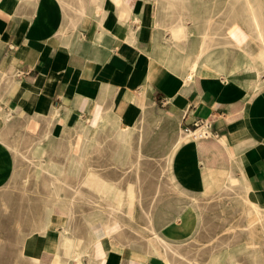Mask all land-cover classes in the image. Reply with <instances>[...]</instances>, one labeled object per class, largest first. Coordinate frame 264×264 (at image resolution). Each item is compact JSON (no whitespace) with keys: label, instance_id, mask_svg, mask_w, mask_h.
<instances>
[{"label":"crops","instance_id":"crops-1","mask_svg":"<svg viewBox=\"0 0 264 264\" xmlns=\"http://www.w3.org/2000/svg\"><path fill=\"white\" fill-rule=\"evenodd\" d=\"M250 1L254 6L264 2ZM249 4L247 0H0V112L10 110L13 117L8 128L0 131L15 133L23 111L25 117L42 119L40 130L50 134L53 149H63L69 135L84 134L86 151L89 139L98 141L92 134L104 128L118 129L111 132H117L119 141L125 140L133 130L125 119L141 101L142 123L134 127L140 150L138 138L145 134L149 111L146 104H157L181 124L207 119L218 132L184 148L176 168L182 186L197 188L202 176L226 179L231 172L264 206V41L245 8ZM81 7H86L85 12ZM181 21L187 30L180 29ZM194 22L205 24L200 29ZM212 22L221 23V33L215 36L220 41L215 44ZM233 24V34L228 35ZM208 26L204 55L211 56L191 72L203 28ZM262 28L264 34V24ZM105 121L116 125L103 126ZM80 140L72 155L65 154L69 163L51 158L48 164L61 184L68 183L66 173L78 178L82 164L90 165L76 152ZM88 171L78 186L69 185L83 189L85 196L90 191L107 194L88 185ZM103 175L118 181L116 176ZM92 176L93 181H110L100 173ZM53 187V196L60 195L61 190ZM126 188L127 184L122 189ZM108 196L129 214L123 203ZM177 210L175 200L159 206V225L173 219ZM91 212L85 210L77 218L78 231L75 222H67L62 207L48 205L44 234L28 236L31 261L165 264L157 246L154 254L146 246L133 248L121 219L106 226L105 218L84 217ZM49 244L55 249L51 256Z\"/></svg>","mask_w":264,"mask_h":264},{"label":"rangeland","instance_id":"rangeland-1","mask_svg":"<svg viewBox=\"0 0 264 264\" xmlns=\"http://www.w3.org/2000/svg\"><path fill=\"white\" fill-rule=\"evenodd\" d=\"M247 2L250 4L245 8L246 10L248 9L250 15L249 6L252 5V2L250 0H247ZM260 7H262L261 17L264 20V2H262ZM196 9H199V7H196ZM195 24L201 29L205 22H196ZM211 24L213 26V42L215 44V41H220V38L215 39V36H219L221 33V23L212 22L209 23V26ZM235 25L233 24L228 28V35L233 34L232 29ZM208 56L211 55H205L202 58L205 59ZM142 104L143 102L140 101L136 108L132 110V115L125 119L127 123L133 126L132 132L127 134L125 140L119 141L116 137L117 132H111L118 129L109 130L104 128L102 133L92 134L97 137L98 141L94 140V138L89 139L86 152L82 158L83 163L87 162L90 165L82 164L78 178L68 173L65 175L68 183L78 186L84 174L89 170V175L87 176L89 178L88 185L106 192L113 201L123 203L122 207L126 209L130 216L122 213L109 214L102 203H97L96 206H93L86 201L85 195L77 194L65 187L61 189L60 195L62 199L67 201L74 199V220L78 231L77 218L82 216V212L85 210H91L92 212L84 217L105 218L104 223L106 226L111 221L121 219L125 227L123 231L132 239L133 248H143L145 244L150 242L157 246L160 255L165 259V264H168L165 252L161 249L156 239L149 236L147 232L148 220L145 210L152 209L150 211L154 216L155 225L162 230H166L173 219H181L182 212L188 210L192 213L194 227L185 236L184 242L187 240L185 243L183 242L181 249L192 257L195 262L197 261L196 263L223 264V260L226 258V262L228 261L232 264H264V230L261 228V226H264V206L261 205L260 212L257 215L259 218L257 217L253 223L257 230L251 237L248 223H250L251 216H256V212H248L249 204H246L243 197L250 196L246 192L247 190L243 188L244 186L241 182L234 184L233 188L229 190L224 189L219 191L220 193L214 192L211 195H203L195 188L191 190L182 186L176 171L180 157L172 155L173 157L169 160L168 156L172 149L173 140L180 133L186 134L188 125L181 124L180 119L176 121L166 111L162 110L161 106L146 104L149 109L147 126L142 144V155L138 157L136 138L138 133L134 127L142 123V120H140V106ZM3 112L4 110L0 112V130L8 128L12 121L10 119L4 122L2 118ZM20 114L24 119H21L19 129L15 133L11 129L10 132L6 130L0 131V264H36L31 261L27 254L28 236L34 227L40 223L38 221L41 220L40 218L44 214L45 194H50L52 188L44 189L42 184L45 178L34 175L36 165L34 163L35 161L38 162L39 158L34 157L31 160L33 148L39 145L38 148L45 150L51 158H59L63 160V163H69L70 159L65 154L72 155L80 140V134L76 138V135H69L63 140V149H53L50 134L46 130H40L39 125L42 119L40 117H25L23 111H20ZM71 120L70 118L68 119L69 124ZM47 121L49 124V119ZM85 121L86 123L91 122L87 119ZM76 124H78V121ZM102 125L106 127L115 126L116 123L115 121H105ZM2 142L13 148L3 147ZM18 150L21 153H18ZM22 153L25 156H22ZM23 159L25 161H22ZM92 163H95V165ZM119 163L124 164L121 165ZM59 166L66 167V165ZM99 173L110 181H93L92 178L94 176L92 175ZM103 173L110 177L113 176V178L116 176L118 181L111 180ZM46 178L50 180L54 177L46 175ZM53 183L57 184L56 186L58 187L61 184L57 180H53ZM126 184L127 188L122 189ZM29 191L31 192L29 193ZM82 191L84 192L83 189ZM193 195L197 197L193 199ZM173 200L177 204V213L173 219L161 225V227L156 219V210L159 206L170 204ZM125 216L127 217L126 219ZM262 217L263 219H260ZM52 245H47L48 256H51L55 250L53 248L54 245ZM160 264L164 263L161 262ZM174 264L182 263L176 261Z\"/></svg>","mask_w":264,"mask_h":264},{"label":"bare ground","instance_id":"bare-ground-1","mask_svg":"<svg viewBox=\"0 0 264 264\" xmlns=\"http://www.w3.org/2000/svg\"><path fill=\"white\" fill-rule=\"evenodd\" d=\"M261 9L262 7L260 6H254V5H250L249 6V12H250V19L252 21V25L253 27L255 28V30H257L260 38L262 41L263 40V22H262V13H261ZM86 10V7H81V11L82 12H85ZM183 17L181 16L180 19H182ZM180 29L181 30H184L186 29L187 30V27L185 26L184 22H180ZM61 29V28H60ZM204 30V38L200 39V42H199V52L195 55V59L194 61H192L191 65H190V71L193 72L197 69V67L199 66L200 61L203 59L202 57L205 56L204 55V51H205V46L207 44V37H205V35H208V30H209V26L207 28H203ZM256 33V34H257ZM256 39V38H255ZM181 40H188L187 38L185 39H181ZM256 41V40H255ZM257 42V41H256ZM262 44V42H261ZM229 46V45H228ZM259 47V46H258ZM260 48V47H259ZM260 50V49H259ZM209 51V50H208ZM251 53V52H250ZM194 55V54H193ZM191 56V55H190ZM253 56V55H252ZM262 57L264 58V51L262 52ZM251 58V57H250ZM254 58V57H253ZM191 60V59H190ZM215 64V63H214ZM189 65V64H188ZM203 65V64H202ZM226 66V65H225ZM261 67V66H260ZM189 69V68H188ZM200 70V68H198ZM218 72V71H217ZM224 74V73H223ZM222 74V75H223ZM205 79V78H204ZM149 112V111H148ZM2 118H3V121L4 122H7L9 121L10 119H12V113L11 111L9 110H4L3 114H2ZM201 132V131H200ZM199 131H196L195 133L198 134L200 133ZM194 133L192 132H187L186 134H182L180 133L179 136H177L173 142H172V145H171V152L169 153V156H168V159L171 160V158L173 157L172 155H177L178 157H180V154L182 153V151L184 150V148H187V147H191V145H194L195 142L198 140V139H202L203 137H205L204 134H200V135H196L194 136L193 135ZM209 135V134H208ZM144 137H145V134L144 133H140L139 134V138H138V142L140 143V147H142V144H143V140H144ZM85 138H86V135L84 134H80V145L78 146L76 152L81 155V156H84L85 154V149H84V146H85ZM2 146L6 147V148H13L11 147L10 145L2 142ZM32 146V145H31ZM37 146L36 145L33 150H32V155H31V160L34 158V157H38L39 158V161L36 162L34 164L35 165V173L34 175H36V177H44V183L42 184V187L44 189L46 188H54L53 186L55 185L53 183V180L54 179H57V182L60 181L61 183V180H60V177H54L53 179H50L48 180L46 178V175L48 176H52L53 175V171L50 170V167L48 166V164L50 163L51 161V157L47 155V152L43 149H37ZM29 149V148H28ZM10 150V149H9ZM141 150H138V157L142 155L141 153ZM13 152V151H12ZM16 153V151H14ZM18 153H21L19 150L17 151ZM29 152V151H28ZM25 153V152H24ZM28 154V153H27ZM30 154V153H29ZM22 156H25L23 153H22ZM19 158V157H18ZM22 159V158H21ZM167 159V160H168ZM168 160V161H169ZM22 161H25L24 159ZM29 161V160H28ZM27 162V161H26ZM11 165V164H10ZM32 167H34L33 165H31ZM201 170V169H200ZM221 169L219 167L216 168V171H220ZM223 180V181H221ZM171 181V180H170ZM238 182H240V180L235 177V176H232L231 172L230 174H228V176L226 177V179H220V177L218 175L214 176V177H211L209 179H206L202 176V181L200 182V185L195 188L198 192H200L201 194L203 195H211L212 193L214 192H219V191H222L224 189H230V188H233V185L234 184H237ZM176 183V182H175ZM57 185V184H56ZM58 186H56L55 188L58 189V190H61L63 188H71V189H75V188H78L76 190H78V192L81 190L80 187H71L69 185V183H63V184H60V186L57 188ZM248 188V187H246ZM43 189V190H44ZM241 189V188H240ZM35 190V189H33ZM192 190V189H191ZM246 190V189H245ZM31 191H29L30 193ZM37 192V191H35ZM85 192V191H84ZM84 192L81 190L79 193L77 194H84ZM247 192V191H246ZM28 193V192H27ZM47 193V191H46ZM93 193H96L97 197L95 198ZM220 193V192H219ZM25 194V193H24ZM41 194V193H40ZM37 195V194H36ZM44 195V194H43ZM46 197L44 199V210L46 209V207L48 205H53L54 207L56 205L62 207L66 212H67V217H66V220L69 224H72L74 223L75 221L72 220V218H74V199L72 200H64L60 197L59 194H55V196H53L52 193H47L45 194ZM89 196H86V201L91 204V205H95L97 203H102L104 205V208L108 210V213L109 214H116V213H122L125 215V213L123 212V209L120 208L119 206H115V204L113 202H110L111 199L110 197L108 196V194H104L103 196H100L98 194V192H93V191H90V193L88 194ZM242 195V194H241ZM193 199H195L196 197L193 195L192 196ZM185 198V197H184ZM243 198H245L244 200L246 201V204L248 203L249 204V213H251L252 211H255L256 212V216L253 215L251 216L250 218V223H248V225L250 226V229H249V232L251 234V237H253V235L255 234V230L256 229V226L254 223L255 219H257V215L259 214L260 212V208H261V205L258 204L256 201H254L253 199H251L250 197H246L244 196ZM43 199V197H42ZM68 199V198H67ZM180 199V198H179ZM188 199V198H187ZM139 200V199H138ZM178 200V199H177ZM186 200V199H185ZM184 200V201H185ZM101 201V202H100ZM154 201V200H153ZM187 201V200H186ZM192 201V200H191ZM196 201V200H195ZM156 202V201H154ZM181 202V201H180ZM187 203V202H186ZM198 203V202H196ZM191 204V203H190ZM199 204V203H198ZM195 205V204H194ZM140 206V205H139ZM180 206V205H178ZM183 206V205H182ZM186 206V205H185ZM245 206V205H244ZM153 207V206H152ZM197 207V206H196ZM246 207V206H245ZM180 208V207H179ZM182 208V207H181ZM263 208V207H262ZM195 209V208H194ZM198 209V208H197ZM152 210V209H150ZM150 210H145V213H146V217H147V220H148V225H147V229H148V233H149V236L153 237L156 239V241L158 242L159 246H161V249L165 252L166 254V261L168 264H174V262H179V263H182V264H198L194 261V259L192 257H190L184 250L181 249V246L183 245V242H184V239H185V236L188 235L187 233L189 231H191L194 227V221L192 220V213H190V211H185V212H182V218L181 219H173L171 223H169V227L166 228V230H162L161 228L159 229L155 224L154 220H153V215L151 213ZM186 210V209H185ZM142 211V210H141ZM181 211V210H180ZM196 211V210H194ZM198 212V210H197ZM180 213V212H179ZM248 213V214H249ZM121 214V215H122ZM42 215V214H41ZM44 215V214H43ZM178 215V214H177ZM127 216H130L129 214H127ZM134 216V215H133ZM200 216V214H199ZM117 217V215H116ZM126 217V216H125ZM132 217V216H131ZM180 217V216H179ZM198 217V216H197ZM111 218V217H110ZM259 218V217H258ZM41 220L38 221V225L34 227L33 231L30 232L29 234H35V235H40V234H44V228H43V216L42 218H40ZM157 219V218H156ZM260 219H263L260 218ZM142 220V219H141ZM156 221V220H155ZM73 225V224H72ZM247 225V226H248ZM161 226V225H160ZM248 226V227H249ZM71 227V226H70ZM162 227V226H161ZM131 228V227H129ZM261 228L264 230V226H261ZM247 229V228H246ZM71 232L70 233H74L73 230H70ZM195 231V230H194ZM112 230L110 231L109 229H107V233L108 234H112L111 233ZM244 232V231H243ZM118 233V232H117ZM196 233V232H195ZM120 234V233H119ZM247 234V233H246ZM249 235V234H248ZM109 236V235H107ZM113 236V235H112ZM110 237V236H109ZM248 237V236H247ZM114 238V237H113ZM120 238V237H119ZM144 238V237H143ZM188 238V237H186ZM25 239V238H24ZM115 239V238H114ZM191 239V238H190ZM251 239V238H250ZM117 240V239H116ZM187 240V239H186ZM185 240V242H186ZM245 240V239H244ZM248 240V238H247ZM111 241V240H110ZM184 242V243H185ZM247 242V241H246ZM119 244V243H118ZM249 245V244H248ZM146 246V251L149 253V254H154L155 253V247L152 243L148 242L147 244H145ZM247 246V245H246ZM252 247V246H251ZM227 251V250H226ZM225 251V252H226ZM257 251V250H255ZM220 252V251H219ZM244 253V252H243ZM254 254V253H253ZM245 255V254H244ZM249 255H252V254H249ZM260 256V255H259ZM248 257V256H247ZM257 259V258H256ZM231 260V259H230ZM254 260H255V257H254ZM250 261V260H249ZM228 262V261H227ZM226 262V258L223 260V264H232L231 262ZM262 264V263H261Z\"/></svg>","mask_w":264,"mask_h":264},{"label":"built area","instance_id":"built-area-1","mask_svg":"<svg viewBox=\"0 0 264 264\" xmlns=\"http://www.w3.org/2000/svg\"><path fill=\"white\" fill-rule=\"evenodd\" d=\"M198 128H201V132L196 134V130ZM186 130L188 132H192L194 133L193 135L196 136V135H207L209 133L211 134H215L217 135L218 132L216 130L213 129L212 127V123L210 121H208L207 119H196L194 120L191 124H188V126L186 127Z\"/></svg>","mask_w":264,"mask_h":264}]
</instances>
